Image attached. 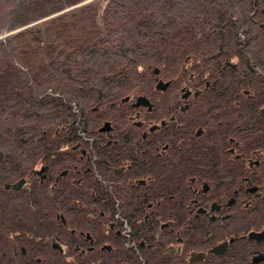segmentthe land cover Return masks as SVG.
Wrapping results in <instances>:
<instances>
[{
  "label": "flooded vegetation",
  "instance_id": "1",
  "mask_svg": "<svg viewBox=\"0 0 264 264\" xmlns=\"http://www.w3.org/2000/svg\"><path fill=\"white\" fill-rule=\"evenodd\" d=\"M159 81L182 95L136 98L123 128L4 184L0 264H264V83L204 97L216 83ZM59 185L61 223L37 228V198L49 207Z\"/></svg>",
  "mask_w": 264,
  "mask_h": 264
},
{
  "label": "trees",
  "instance_id": "2",
  "mask_svg": "<svg viewBox=\"0 0 264 264\" xmlns=\"http://www.w3.org/2000/svg\"><path fill=\"white\" fill-rule=\"evenodd\" d=\"M158 80L249 95L264 83V0H0V198L21 171L59 167L62 147L123 128L136 98L182 95ZM64 191L49 207L42 191L37 228L61 223Z\"/></svg>",
  "mask_w": 264,
  "mask_h": 264
},
{
  "label": "water",
  "instance_id": "3",
  "mask_svg": "<svg viewBox=\"0 0 264 264\" xmlns=\"http://www.w3.org/2000/svg\"><path fill=\"white\" fill-rule=\"evenodd\" d=\"M162 83H163V81L160 80V81H159V87L164 88V86L161 85ZM166 84H168V82H167ZM146 102H147V101H146V97H145V96H140V97H138V100H137L136 105L139 106V105L144 104V103H146Z\"/></svg>",
  "mask_w": 264,
  "mask_h": 264
}]
</instances>
